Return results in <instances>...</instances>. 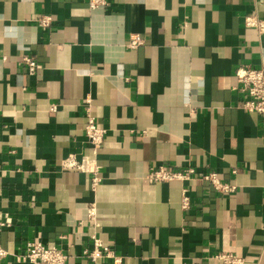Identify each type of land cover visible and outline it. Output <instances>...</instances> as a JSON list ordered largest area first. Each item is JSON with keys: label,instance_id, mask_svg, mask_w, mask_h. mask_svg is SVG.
<instances>
[{"label": "crops", "instance_id": "obj_1", "mask_svg": "<svg viewBox=\"0 0 264 264\" xmlns=\"http://www.w3.org/2000/svg\"><path fill=\"white\" fill-rule=\"evenodd\" d=\"M246 15L264 19V0H0V212L11 220L0 244L39 240L65 264H114L86 257L96 235L120 264H217L218 250L264 264L263 130L233 88L238 65L264 66V34ZM131 33L143 44L128 48ZM23 55L41 68L28 74ZM86 97L106 131L94 187L61 166L93 157ZM158 165L213 171L235 188L148 182Z\"/></svg>", "mask_w": 264, "mask_h": 264}, {"label": "built area", "instance_id": "obj_2", "mask_svg": "<svg viewBox=\"0 0 264 264\" xmlns=\"http://www.w3.org/2000/svg\"><path fill=\"white\" fill-rule=\"evenodd\" d=\"M90 9H96L106 6L108 0H87ZM50 15H38L37 24L41 28H47L51 24ZM244 23L248 27L255 28L258 33L264 34V19L256 15H246ZM144 40L138 33H131L128 37L126 46L136 48L143 44ZM25 70L28 74H34L41 68V65L31 56L23 55L21 57ZM234 90L241 95V108L247 112H253L260 118V124L263 130L262 139L264 140V66L252 67L247 64H240L235 69ZM54 105L51 110H54ZM84 135L90 145L93 157L83 155L76 157L74 154L67 155L61 161V166L65 169L76 168L91 175V186L94 187L99 182L100 166L97 164L95 155L101 147L105 135V129L97 125L91 112V99H84ZM144 178L150 183H161L171 180H189L199 178L209 183L216 191L228 193L234 190L235 186L229 182L219 179L213 171H196L192 166H186L181 169H172L166 165L150 167L144 175ZM181 204L183 208L188 207V197L182 194ZM95 207L91 204L87 208V219L95 224ZM11 220L6 213L0 212V231L3 227L9 226ZM96 225V224H95ZM264 233V224L262 225ZM92 247L85 250V255L92 261L98 259H111L114 264L121 263V257L116 255L107 244H104L96 235H92ZM12 255L14 260L22 264H65L67 254L59 247L46 245L39 240L27 241L21 250L16 252L8 251L0 244V261L6 256ZM210 259L217 261V264H256L248 262L244 257L229 251L218 250L209 256Z\"/></svg>", "mask_w": 264, "mask_h": 264}]
</instances>
